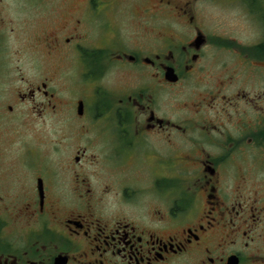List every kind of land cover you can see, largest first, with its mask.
I'll return each mask as SVG.
<instances>
[{
	"label": "flooded vegetation",
	"instance_id": "flooded-vegetation-1",
	"mask_svg": "<svg viewBox=\"0 0 264 264\" xmlns=\"http://www.w3.org/2000/svg\"><path fill=\"white\" fill-rule=\"evenodd\" d=\"M9 36L0 264H264V0H0Z\"/></svg>",
	"mask_w": 264,
	"mask_h": 264
},
{
	"label": "rangeland",
	"instance_id": "rangeland-1",
	"mask_svg": "<svg viewBox=\"0 0 264 264\" xmlns=\"http://www.w3.org/2000/svg\"><path fill=\"white\" fill-rule=\"evenodd\" d=\"M6 42H7L9 45L7 46V48H3V49L1 50V52H0V57H1V58H5V57H7V58H16V56L13 55V49L10 47V44L12 43V41H11V37H10V36H9V38L6 40ZM15 83H16V84H20V83H18V82H15ZM6 99H7V94H5V93L2 92V93L0 94V103H1V105H2L3 103H5ZM23 106L26 107L25 105H22V107H23ZM33 132H34V133L37 132V131H36V126H33ZM26 135H27V133H26V131L24 130L23 126L20 127V129L18 130V132H17V134H16V140H17V142H16V144L14 145V147H18V146H19V143H20V139H22L23 137H26ZM31 137H32V139L34 138L33 133H32V135H31ZM20 155H27L28 157H30V158L33 159L34 161H36V160L39 159L37 163H39V162L42 160L41 151H40V149H39V147H38L37 145H34V146L32 145L28 152H26V153H20Z\"/></svg>",
	"mask_w": 264,
	"mask_h": 264
}]
</instances>
